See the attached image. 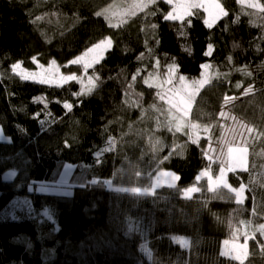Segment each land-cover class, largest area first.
<instances>
[{"label": "trees", "instance_id": "obj_1", "mask_svg": "<svg viewBox=\"0 0 264 264\" xmlns=\"http://www.w3.org/2000/svg\"><path fill=\"white\" fill-rule=\"evenodd\" d=\"M216 1L224 15L208 27L201 9L165 20L173 9L165 0H145L143 10L138 0H0V128L9 138L0 142V264H264V0L260 8ZM105 38L104 59L87 70L69 63ZM53 62L78 79L49 86L11 69ZM205 64L209 82L187 121L207 137L171 134L162 125L164 89L146 80L172 72L197 83ZM222 112L250 129L248 168L211 189L199 175L210 165L207 148L223 138ZM66 163L74 165L71 196L30 192L56 186ZM154 168L175 174L176 184L135 193L104 183L146 188ZM242 187L239 201L232 189ZM17 199L28 207L2 217ZM245 223L253 231L247 258L223 256L222 242L242 240Z\"/></svg>", "mask_w": 264, "mask_h": 264}, {"label": "rangeland", "instance_id": "obj_2", "mask_svg": "<svg viewBox=\"0 0 264 264\" xmlns=\"http://www.w3.org/2000/svg\"><path fill=\"white\" fill-rule=\"evenodd\" d=\"M210 1L212 2V0ZM240 1L247 2L255 8L261 7L258 0H240ZM168 3H171V5H173L172 11L177 12V16L180 19H184L188 17L189 11L192 12L193 9L199 6V2L192 3L189 0H168ZM204 5L208 6L207 9H209V7L211 8L210 3L208 2H206ZM213 13L214 12L212 11V14ZM108 46L110 50L111 42H109ZM100 59H102V57ZM99 61L100 60H97L96 63H98ZM49 65L47 66L39 65L36 70H28L21 66V68L18 69L17 71L18 72L22 71L25 73H39L40 75L43 76L45 75L46 70L49 68ZM77 65H81L82 67H84L83 63H78ZM54 66L59 69V67L56 64ZM202 69L203 70H202L201 79L197 83L187 81L184 78H179L176 80L172 72H169V76L165 80H160L157 77H152L150 81L146 80V84L148 85L151 84L157 88L164 89V95L162 96V98L166 102L168 108L164 112L165 117L163 119L162 125H166V128L171 134L183 133L184 131H186L187 133L186 136L189 140H192L193 136L207 137V132H201L199 129L195 128L194 126L189 125L187 121L189 117V112L193 106L194 97L196 96L197 92L209 82V71H210L209 65L205 64L204 66H202ZM60 74L64 75L61 72ZM17 76L21 79L20 75ZM22 80L49 85V86H61L70 82V81L66 83L61 82L59 84L40 83L36 79H33L31 77ZM88 81H89L88 78L83 79V84L86 88L91 87L88 84ZM228 101H232V98L228 99ZM221 116L225 120H227L225 124V132L223 138L215 148L213 145H210L207 148V159L210 165L205 170H203L199 175V179L204 178L208 181L211 189L220 186L227 187L228 184L226 177L228 173L244 171L248 168L247 144H248V140L250 139V129L245 124H243V122L234 119V117H230L225 112H222ZM8 141L9 138L3 134L0 128V142H8ZM217 163H220L219 165L220 168L218 170V173L216 175H213L211 171V167L213 164H217ZM73 170H74V165L66 163L58 178V182L56 186H46L42 184V185H38L36 189L30 187L29 190L30 192H33L35 190L38 193L51 194V195L71 196L72 189L70 184V178L73 173ZM14 175H15V171L10 170L3 175V179L5 181H10L12 180ZM147 175H148L147 177H150L151 181L149 186L146 188H133V187L119 188L113 186L111 181H104V183L111 190L127 191V192H135V193H153L161 187H173L177 182V176L175 174L169 171L161 170L159 168L152 169V171H149ZM232 190L239 201H243L245 199V193H244L245 188L242 187L237 190L234 189ZM195 191H196L195 187L190 188L187 191H185V196H191ZM27 207H28V203L26 200L17 199L3 213L2 217L14 219L17 217L16 213L18 211H20L22 208L26 209ZM41 214L46 219L53 221L52 216L48 212V210H43ZM242 233L244 237L242 240L229 239V240H224L222 242L221 254L223 256L234 259L239 262H243L247 258L248 241L250 238L253 237V231L250 223H245L243 225ZM174 240L181 246L188 247L190 244V240L184 237L174 238Z\"/></svg>", "mask_w": 264, "mask_h": 264}, {"label": "snow or ice", "instance_id": "obj_3", "mask_svg": "<svg viewBox=\"0 0 264 264\" xmlns=\"http://www.w3.org/2000/svg\"><path fill=\"white\" fill-rule=\"evenodd\" d=\"M148 3H155L156 0H147ZM165 2H168V0H165ZM145 4V0H138V2L134 5L135 8H139L140 10H143ZM171 4V3H170ZM179 11V10H177ZM192 12L189 11V15H191ZM97 15H100V13H97ZM39 19V18H38ZM165 20H171V21H183L177 16V12L170 11L168 14L164 16ZM109 42H111L110 39H102L98 43L94 44L91 48H88L82 56H79L75 58L72 62H69L70 64H78L83 63L85 70H87L88 67L92 66L97 62V60L101 57L104 59V53L109 50ZM208 47V45H207ZM55 62H53L51 65H49V68L46 70L45 75H40L39 73H25V72H18L17 70L21 68V65L19 63H16L12 66V70L15 74L20 75L21 79H28L29 77L36 79L40 83H66L68 81L77 80L78 78L73 75H61L59 72V69L56 68ZM58 77V80H57ZM88 84L91 86L88 88V91L90 92L93 87H95V84L91 79H89ZM64 107L67 109H71V105L64 104ZM66 147H70V145L66 144ZM136 191V190H134Z\"/></svg>", "mask_w": 264, "mask_h": 264}, {"label": "crops", "instance_id": "obj_4", "mask_svg": "<svg viewBox=\"0 0 264 264\" xmlns=\"http://www.w3.org/2000/svg\"><path fill=\"white\" fill-rule=\"evenodd\" d=\"M189 1H191L192 3L199 2V6H197V8L195 9H201L204 12L205 24L208 27L213 26L224 15L223 8L216 0H212V2L210 0H189ZM206 2L210 3L211 8L209 7V9H207L208 6L204 5ZM212 11L214 12L213 14Z\"/></svg>", "mask_w": 264, "mask_h": 264}]
</instances>
